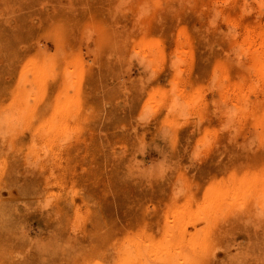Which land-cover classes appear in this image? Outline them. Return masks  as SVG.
I'll use <instances>...</instances> for the list:
<instances>
[{"label":"rangeland","instance_id":"rangeland-1","mask_svg":"<svg viewBox=\"0 0 264 264\" xmlns=\"http://www.w3.org/2000/svg\"><path fill=\"white\" fill-rule=\"evenodd\" d=\"M258 56L264 0H0V264H264Z\"/></svg>","mask_w":264,"mask_h":264},{"label":"bare ground","instance_id":"bare-ground-1","mask_svg":"<svg viewBox=\"0 0 264 264\" xmlns=\"http://www.w3.org/2000/svg\"><path fill=\"white\" fill-rule=\"evenodd\" d=\"M260 52H261V51H260ZM260 52H259V53H260ZM256 54H258V53L256 52ZM259 55H261V54H259ZM257 61L259 62L258 64H260V65H261V64H262V65L264 64V63L261 62V61H264V60H263V57H261V56H258V57H257ZM263 67H264V65H263ZM37 68H39V67H37ZM256 68H260V67L257 66ZM256 68H255V70L257 71ZM37 70H38V69H37ZM261 70H264V69L262 68ZM41 71H42V70H41ZM259 71H260V70H259ZM259 71H258V72H259ZM258 72H257V73H258ZM259 73H260V72H259ZM263 73H264V71H263ZM36 75H37V74H36ZM255 82H256V81H255ZM245 183H247V181H245ZM245 183H244V184H245ZM237 185H240V184H237ZM253 185H254V184H252V186H253ZM249 186H250V185H249ZM238 187H239V186H238ZM247 187H248V186H247ZM237 189H238V188H237ZM232 191H233V190H232ZM249 191H250V190H248V192H249ZM233 192H234V191H233ZM214 194H215V193H214ZM217 194H218V193H216V195H217ZM212 195H213V194H212ZM212 195H211V196H212ZM246 195H247V193H246ZM213 196H214V195H213ZM218 196H219V195H218ZM211 198H212V197H211ZM220 199H221V198H220ZM262 199H263V198H262ZM215 200H216V198H215ZM213 202H214V201H213ZM215 202H216V201H215ZM215 205H216V204H215ZM213 206H214V205H213ZM213 208H214V207H213ZM203 213H204V212H203ZM199 216H200V215H199ZM202 219H203V218H202ZM197 230H198V229H197ZM197 232H199V231H197ZM186 237H187V236H186ZM185 240H186V242H187L188 238L185 239ZM187 243H188V242H187ZM187 243H186V244H187ZM190 243H191V242H190ZM189 245H190V244H189Z\"/></svg>","mask_w":264,"mask_h":264}]
</instances>
